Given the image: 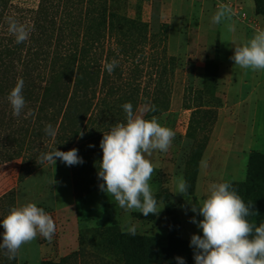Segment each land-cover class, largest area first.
<instances>
[{"label": "trees", "instance_id": "16d2710c", "mask_svg": "<svg viewBox=\"0 0 264 264\" xmlns=\"http://www.w3.org/2000/svg\"><path fill=\"white\" fill-rule=\"evenodd\" d=\"M253 1L256 12L264 13V0ZM9 2L0 0V23ZM31 27L23 43L0 33V164L19 159L18 179L24 180L47 162L40 163L42 153L75 148L83 159L71 166L77 194L83 189L82 173L97 176L103 132L126 122L123 104L131 103L135 112L147 75L153 81L150 104L156 109L147 114L168 110L174 57L146 21L122 14L113 3L107 12H100L87 10L85 0H38ZM113 59L118 64L109 73L104 65ZM21 78L26 107L14 116L7 96ZM29 109L34 115H26ZM215 120L211 107L191 110L192 145L183 168L188 195L194 193L199 161ZM46 124L56 129L54 137L45 133ZM85 161L93 162L84 167ZM258 162L264 165V155L251 153L244 180L222 181L230 183L246 205L251 204L255 213L246 219L255 226L264 223V168L257 167ZM12 207L14 192L9 190L0 195V220ZM3 231L0 226V241ZM168 231V242L160 246L153 236L129 235L114 224L87 227L79 231L78 249L40 264H177L175 257L194 264L185 252L186 241L175 235L172 225ZM0 264H17V257L10 260L0 249Z\"/></svg>", "mask_w": 264, "mask_h": 264}, {"label": "rangeland", "instance_id": "374dc122", "mask_svg": "<svg viewBox=\"0 0 264 264\" xmlns=\"http://www.w3.org/2000/svg\"><path fill=\"white\" fill-rule=\"evenodd\" d=\"M38 0H10L0 23V33L10 35L7 18L13 17L31 27ZM113 3L122 14L141 18L158 38L163 37L166 52L174 57L170 75L168 110L148 115L140 109L150 104L153 81L142 79L139 103L135 113L144 119L153 117L175 132L167 152L145 154L154 166L149 181L158 210L147 217L138 211L119 208L115 199L100 190L102 179L82 173V190L77 194L72 183V167L56 159L52 166L45 162L39 169L19 180L20 160L0 164V195L13 190L15 207L34 203L48 213L56 231L51 241L37 236L21 246L17 264H40L44 259L57 260L79 247V231L97 225H116L119 230L135 226L136 233L153 236L160 246L174 233L190 247L193 234L201 230L191 222L203 219L191 211V203L199 207L212 183L241 181L249 174V155H264V70L241 69L230 57L235 46L247 42L257 30H264V13H257L253 0H85V8L107 12ZM221 5L231 9L229 20L213 24L212 17ZM232 24L234 31L227 25ZM157 39V38H156ZM242 76V79L240 77ZM248 76V77H247ZM209 86L208 91L203 88ZM255 94L259 96L257 99ZM194 106L211 107L216 120L211 126L207 145L199 161L192 195L175 193L182 177L186 157L192 145L188 136L191 110ZM190 107V108H187ZM68 151V150H66ZM93 161H85L84 167ZM257 167L264 168L262 162ZM52 180L54 183H52Z\"/></svg>", "mask_w": 264, "mask_h": 264}, {"label": "clouds", "instance_id": "9594fccd", "mask_svg": "<svg viewBox=\"0 0 264 264\" xmlns=\"http://www.w3.org/2000/svg\"><path fill=\"white\" fill-rule=\"evenodd\" d=\"M230 16L231 9L221 5L213 15L212 23L220 24L229 20ZM7 25L16 43L27 41L34 27L13 17L7 18ZM227 27L229 31H234L232 24ZM230 59L241 69L264 70V30H257L247 42L235 46ZM117 64L118 61L113 59L105 62L104 66L111 73ZM23 88V79H18L7 96L14 116H20L26 107ZM122 108L126 122H117L110 130L103 132L99 142L102 158L97 175L103 181L99 188L113 197L125 212L138 211L145 217L155 215L163 206L158 210L149 183L155 169L145 154L150 156L154 151L167 152L175 132L162 126L155 117L146 120L136 114L131 103L123 104ZM155 110V105L151 104H145L140 109L144 113ZM26 115L34 113L29 109ZM44 131L51 137L56 135V129L51 124H46ZM80 136H83V132H80ZM57 158L67 166L83 163L75 148L68 151L55 148L42 153L38 159L40 163L47 161L53 166ZM176 193L184 196L188 193V184L182 177L176 183L173 194ZM191 205V211L203 217L199 221L191 219L203 234H193L190 239L195 264H264V223L255 226L246 219L255 212L250 210L251 204L246 205L230 183L210 184L206 198L199 207ZM0 226L4 229L0 249L5 250L10 260L15 259L22 245L30 243L37 236L51 241L56 231L52 217L34 203L12 207L0 220ZM123 231L133 236L136 234L135 226L126 225ZM175 259L177 264H185L182 257Z\"/></svg>", "mask_w": 264, "mask_h": 264}, {"label": "crops", "instance_id": "0c3cea01", "mask_svg": "<svg viewBox=\"0 0 264 264\" xmlns=\"http://www.w3.org/2000/svg\"><path fill=\"white\" fill-rule=\"evenodd\" d=\"M232 60V59H231ZM232 62H233V60H232ZM248 77V76H247ZM260 77V79H264V73L262 74V76H259ZM240 79H242V76L240 77ZM251 79H258V75H257V71H254L253 72V75H251ZM261 96L262 97H260V98H264V89L262 90V92H261ZM255 96H257V94H255ZM259 96H257V97H255L256 99L258 98ZM264 100V99H263Z\"/></svg>", "mask_w": 264, "mask_h": 264}]
</instances>
